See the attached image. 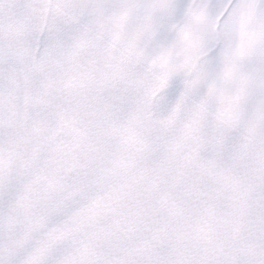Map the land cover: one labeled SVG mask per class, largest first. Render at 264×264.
<instances>
[{
    "label": "snow or ice",
    "instance_id": "obj_1",
    "mask_svg": "<svg viewBox=\"0 0 264 264\" xmlns=\"http://www.w3.org/2000/svg\"><path fill=\"white\" fill-rule=\"evenodd\" d=\"M0 264H264V0H0Z\"/></svg>",
    "mask_w": 264,
    "mask_h": 264
}]
</instances>
